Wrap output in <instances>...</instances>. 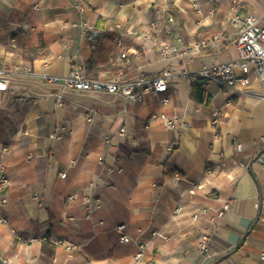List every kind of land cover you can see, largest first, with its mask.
I'll return each mask as SVG.
<instances>
[{
    "label": "crops",
    "instance_id": "0c3cea01",
    "mask_svg": "<svg viewBox=\"0 0 264 264\" xmlns=\"http://www.w3.org/2000/svg\"><path fill=\"white\" fill-rule=\"evenodd\" d=\"M35 1L0 0V67L34 71L11 72L8 90L0 91V144L7 147L2 160L10 181L7 205L0 207L7 219L0 222V264H258L264 90L253 71L247 86L236 83L227 94L207 79L210 100L199 103L189 76L236 57L229 18L252 13L264 24V0H38L37 8ZM81 21L97 31L87 32ZM177 38L208 46L163 56L161 47L179 45ZM165 67L175 73L166 91L139 101L62 90L40 76L78 68L89 78L134 79ZM214 108L222 114L215 127ZM157 111L178 115L176 128L148 120ZM202 232L208 233L204 254L197 251ZM62 236L76 247L57 244ZM139 241L145 248L135 260Z\"/></svg>",
    "mask_w": 264,
    "mask_h": 264
},
{
    "label": "built area",
    "instance_id": "2783aa9c",
    "mask_svg": "<svg viewBox=\"0 0 264 264\" xmlns=\"http://www.w3.org/2000/svg\"><path fill=\"white\" fill-rule=\"evenodd\" d=\"M232 4L236 0H230ZM33 7H38V0L35 1ZM75 8L79 12H83V6L76 4ZM167 21L171 24L174 23L173 16H168ZM229 21L235 27V35L233 38V43L236 49V57L227 59L223 62H213L209 65H204L197 70L196 73L189 76L190 79L196 76L205 77L215 81L218 85L219 90L227 94V92L232 89L236 83L243 86H247L250 83L249 74L254 72L257 80L264 90V24L261 22V18L252 13H234L229 18ZM76 25L75 23H73ZM80 24L85 28L87 32L97 31L91 24L86 21H81ZM179 45L174 44H164L160 51L163 56H178L183 53H188L190 51H203L207 48L208 43L206 40H201L198 42H192L188 45L182 43L181 38H177ZM15 71L22 70L23 73H34L28 66L15 68ZM13 72L10 66L0 67V91H7L9 88V75ZM175 75L174 70L171 67L163 68L159 73L151 76L139 75L134 79H125L120 73L111 77L106 78H89L84 75L78 68L71 69L66 75L58 76L51 74H41L43 80L49 83H57L61 86L62 90L65 88H72L80 91H93V92H107L120 94L128 100L139 101L142 100L146 94L158 93L166 91L168 80ZM186 75V74H184ZM167 97L161 98L163 104L167 103ZM231 98L227 95L225 99L226 104H230ZM221 112L219 109L214 108L211 111V124L213 127L217 126L221 121ZM159 119L162 121L166 129H175L178 125V115L171 114L168 115L164 112H151L148 116V120ZM124 127H121L119 134H123ZM53 136H57L56 132L52 133ZM105 142H108V137H105ZM236 148L241 149V145L237 144ZM7 147L4 144H0V207L7 205V197L4 193L5 188L9 184V173L6 169L5 163L3 162L4 154L6 153ZM261 161H264V151L258 155ZM73 162V161H72ZM98 162L103 164V157L98 158ZM112 168H108L107 172L111 173ZM61 177L66 175L65 171H60ZM173 179L177 181L179 175L175 174ZM75 195H70L68 200L75 199ZM84 202L89 201L87 197L83 198ZM227 208V205H223V209ZM178 207L175 212L178 211ZM90 212V211H89ZM196 218V215H193ZM72 219L71 217L67 218ZM0 222L6 223L7 219L0 216ZM117 229L122 232L123 225H119ZM13 234L20 238V236L11 230ZM120 239L123 241H128L129 237L125 233H121ZM207 241L208 233L202 232L198 236L197 251L200 254H204L207 251ZM57 244L63 245L67 249L75 248L76 245L68 237L62 236L57 238ZM145 248V243L139 241L137 243V251L133 258L138 260ZM258 264H264V244L261 245L258 253ZM5 264H10L9 261Z\"/></svg>",
    "mask_w": 264,
    "mask_h": 264
},
{
    "label": "trees",
    "instance_id": "16d2710c",
    "mask_svg": "<svg viewBox=\"0 0 264 264\" xmlns=\"http://www.w3.org/2000/svg\"><path fill=\"white\" fill-rule=\"evenodd\" d=\"M207 78L196 76L193 79H190V95L191 98L199 103H208L210 97L206 95L204 84L206 83ZM252 177H254L251 172ZM255 178V177H254Z\"/></svg>",
    "mask_w": 264,
    "mask_h": 264
},
{
    "label": "rangeland",
    "instance_id": "374dc122",
    "mask_svg": "<svg viewBox=\"0 0 264 264\" xmlns=\"http://www.w3.org/2000/svg\"><path fill=\"white\" fill-rule=\"evenodd\" d=\"M261 8H262V6L259 7L260 10H261ZM260 10H259V11H260ZM255 12H256V10H255ZM3 66H4V65H3ZM3 66H1V67H3ZM20 67H21V66H20ZM20 67H19V68H20ZM22 67H25V66H22ZM26 67H27V66H26ZM13 72H17V73L24 74V75H29V73H23L22 70H19V71H13ZM31 74H33V73H31ZM47 83H49V82H47ZM72 249H74V248H72ZM68 250H69V249H68ZM7 260H8V259H4L2 264H5V262H7ZM8 261H9V260H8ZM9 263L12 264L10 261H9Z\"/></svg>",
    "mask_w": 264,
    "mask_h": 264
}]
</instances>
